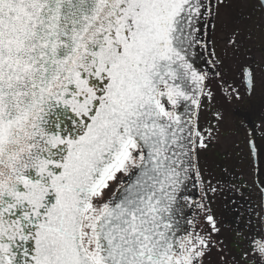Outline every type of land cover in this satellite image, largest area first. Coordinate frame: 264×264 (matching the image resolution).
<instances>
[{
  "label": "snow or ice",
  "instance_id": "1",
  "mask_svg": "<svg viewBox=\"0 0 264 264\" xmlns=\"http://www.w3.org/2000/svg\"><path fill=\"white\" fill-rule=\"evenodd\" d=\"M257 96L264 0H0V264H264Z\"/></svg>",
  "mask_w": 264,
  "mask_h": 264
},
{
  "label": "flooded vegetation",
  "instance_id": "2",
  "mask_svg": "<svg viewBox=\"0 0 264 264\" xmlns=\"http://www.w3.org/2000/svg\"><path fill=\"white\" fill-rule=\"evenodd\" d=\"M244 111H247L251 114V118L253 121H257V117L259 113L264 110V98L259 96L254 97L251 101L247 103V105L243 108ZM231 139H237V137H231ZM228 148V151L235 152L240 151L239 149H233L230 145H225L222 141L221 144L214 150L210 151L208 154V162L210 165V171L213 173L214 176L219 177L221 175L218 165L222 161V155L225 152V148ZM239 167V165H237ZM235 176L243 175V180L247 181V183L251 186L252 178L251 176L247 175V173L241 174L239 171L234 173ZM239 182V181H234ZM225 196L229 197L230 200H236V206L233 207L231 203L225 200ZM247 198V199H245ZM259 201V197L257 195L256 190L253 188L252 190H244L243 197L240 196L238 193H223L218 194L216 198L215 208L216 211L221 214L222 218L224 219L225 223H232L234 219V214L236 209H239L240 212H243L245 208L251 205L253 208L257 207ZM227 204V207L224 205ZM258 210V209H257Z\"/></svg>",
  "mask_w": 264,
  "mask_h": 264
}]
</instances>
